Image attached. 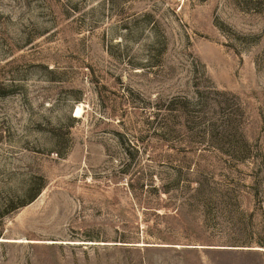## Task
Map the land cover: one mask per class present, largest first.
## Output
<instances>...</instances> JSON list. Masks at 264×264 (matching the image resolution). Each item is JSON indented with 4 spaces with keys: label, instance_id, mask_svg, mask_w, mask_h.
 <instances>
[{
    "label": "rangeland",
    "instance_id": "1",
    "mask_svg": "<svg viewBox=\"0 0 264 264\" xmlns=\"http://www.w3.org/2000/svg\"><path fill=\"white\" fill-rule=\"evenodd\" d=\"M0 264H264V0H0Z\"/></svg>",
    "mask_w": 264,
    "mask_h": 264
},
{
    "label": "bare ground",
    "instance_id": "2",
    "mask_svg": "<svg viewBox=\"0 0 264 264\" xmlns=\"http://www.w3.org/2000/svg\"><path fill=\"white\" fill-rule=\"evenodd\" d=\"M79 110H80V108L78 107V108L76 109V114H77V115H78V113L80 114V111H81V110H80V111H79ZM77 115H76V116H77Z\"/></svg>",
    "mask_w": 264,
    "mask_h": 264
}]
</instances>
